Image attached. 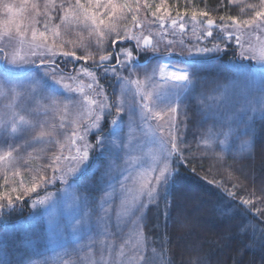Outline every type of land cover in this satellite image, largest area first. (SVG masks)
<instances>
[{"label":"snow or ice","instance_id":"snow-or-ice-1","mask_svg":"<svg viewBox=\"0 0 264 264\" xmlns=\"http://www.w3.org/2000/svg\"><path fill=\"white\" fill-rule=\"evenodd\" d=\"M228 4L239 6L240 15L214 18L167 0H0V218L25 197L37 211L70 209L74 239L53 253L63 264H172L167 241L150 243L144 227L150 206H170L177 194L180 167L190 154L189 124L211 121L196 145L223 164L229 156L242 161L251 155L256 123L264 122V0ZM188 24L196 44L168 39L182 37ZM212 37L234 40L240 62L235 76L207 91L200 76L205 65L196 57L224 51L220 43L199 45ZM176 54L183 57L179 65L172 61ZM69 64L77 67L66 71ZM103 78H115L111 93ZM105 124L111 126L107 133ZM145 137L153 152L141 150ZM94 154L104 158L103 166L83 179ZM216 183L235 199L236 184ZM98 185L102 196L96 200ZM240 203L253 201L242 197ZM181 226L193 227L187 219ZM0 264H10L6 253ZM193 264L207 261L197 256Z\"/></svg>","mask_w":264,"mask_h":264},{"label":"trees","instance_id":"trees-1","mask_svg":"<svg viewBox=\"0 0 264 264\" xmlns=\"http://www.w3.org/2000/svg\"><path fill=\"white\" fill-rule=\"evenodd\" d=\"M152 2L159 3L160 0ZM167 2L181 11L187 8L190 12L193 6L197 10L209 11L214 18L222 14L240 15L239 6L229 5L228 0H223L222 5L221 0ZM149 18L151 19L150 15ZM155 25L159 26L158 23L152 26ZM170 39L173 37L170 36ZM205 41L217 42L213 39ZM205 41H199V45ZM221 48L224 51L196 57L205 65L200 76L207 82V91H210L215 83H226L229 78L235 76L233 67L238 66L240 62L238 48L232 41ZM77 54L82 52L78 50ZM182 60L183 57L178 54L172 57L173 62L181 63ZM232 62H235L234 66ZM155 63L153 60L152 64ZM216 65L233 68V71H220ZM250 66L254 70L259 68L254 63ZM113 85L108 82L106 90H111ZM198 123L193 121L189 124L187 140L191 146L190 154L186 151L188 163L180 167V177L174 186L177 194L172 197L170 206L164 201H161L158 207L150 206L144 227L145 237L150 238V243L154 241L156 245H159L162 239L166 240L172 264H193L197 256L206 260L207 264H264V245L261 244L264 233V216L261 215L264 213V122L256 123L255 146L251 149V155L242 161H234L229 156L223 164L211 155H202L204 149L197 147ZM89 139L93 141L95 137L90 136ZM103 161L101 155L94 154L90 167L81 178L88 179L90 172L94 173L97 166L102 168ZM95 175L99 177V173ZM216 182H221L228 188L236 184L237 187L233 189L235 199L227 197L223 190L217 187ZM0 185H3L2 182ZM98 190L99 187L93 191V197ZM242 197L251 199L253 203L242 205ZM257 209H260V212H257ZM185 219L193 225L191 231L181 226ZM45 222L40 218V212L31 207L29 197H25L23 203L17 202L15 211L0 218V254L6 253L10 263L18 262L25 255L23 245L31 241L34 235H41ZM245 227L247 232L242 231ZM253 242L254 246L249 247Z\"/></svg>","mask_w":264,"mask_h":264},{"label":"rangeland","instance_id":"rangeland-1","mask_svg":"<svg viewBox=\"0 0 264 264\" xmlns=\"http://www.w3.org/2000/svg\"><path fill=\"white\" fill-rule=\"evenodd\" d=\"M2 2L19 4L20 0H2ZM249 2H258V0H249ZM4 18H5V14L3 13L2 9H0V20H3ZM186 19H187V17H186ZM167 27H169V25H166V28ZM191 27H192L191 24H188L187 25V32L182 37L180 35H178L177 37H173V39L176 40L177 43L179 42V40L183 39L185 41V43L188 44V46H191L192 44H196L197 43V42H195L196 37L193 36V34L191 32ZM151 28H152V31L155 32L156 30L159 29V26L155 25V27H154L151 25ZM145 34H147V31ZM197 35H199V33H197ZM214 37H216V31L215 30H214ZM214 37L207 38V39L208 40L213 39V41H217L215 43H220V46H222V47H226V45L229 42V41H220L218 39H214ZM168 39H170V36L168 37ZM262 39H264V35H262ZM203 40L205 41L206 39H203ZM234 42L235 41L233 40L232 41L233 45H235ZM253 42H255L254 38H253ZM164 43H166V41L162 42L161 47H163ZM200 46H207V47L211 48L213 46V43H210L209 41H205V43L200 45ZM238 51H239V49H238ZM178 52H179V48H177V53ZM215 53L216 52H211L208 54L210 55V54H215ZM142 58H141V60L145 61V59L144 58L142 59ZM89 63L91 64V61H89ZM141 63H143V62H141ZM173 63H176L178 65L180 64V62H173ZM232 65L234 66L233 62H232ZM255 66H259V65L255 64ZM76 67H77L76 65L69 64L66 71H71ZM236 67L237 66L233 67L234 70L236 69ZM230 68H232V67L230 66ZM251 68L253 71H256L253 69L252 66H251ZM84 79H85V83H87L88 82L87 78H84ZM100 82L104 86H106V84L108 82H109V84H110V82L112 84H114L113 87L116 85L115 78H103V79H101ZM113 87H111V90H108V89L106 90V88H105L106 92L111 93ZM114 98L115 97H113V99ZM153 123H155V121H153ZM210 124H211V121H209L207 124H201L200 122L198 123L197 128L199 130H198L197 138L203 134V132L209 127ZM109 127H111V126L106 125V124L104 125L105 133H107ZM125 131H127V129H125ZM137 135L139 136L140 134L137 133ZM243 139H247V137H244ZM93 142H94V140H93ZM140 148L144 153H150V152H153L155 150V145H153L149 141V139L145 137L141 140ZM23 175H24V178L27 179V173H24ZM19 179L20 178H17V180H19ZM0 182H2V184H3L2 177H0ZM7 187H10V186H7ZM98 187H99V190H98L97 194H95V196H94V198L96 200H99V198L102 196V191H101L102 185H99ZM1 190L2 191H0V192L3 193L5 191V187H2ZM13 194L15 195V193H13ZM35 210H37V209H35ZM39 212H40V218H42L44 221H46L45 227L43 228L41 235H38V236L34 235L32 237L33 239L31 241H29L28 243L26 242V244L23 245L24 249L26 250L25 255L22 256L18 262H14V263H10V264H24V261L29 259V258H32V259H35L38 261L43 260L44 258H48L49 264H63V260L60 257L54 256L53 253L58 252L62 245L66 244V243L70 244L73 241V239H74L73 234L71 233L70 227H68L72 223L73 213L68 208H64L62 211H54L51 213H46L42 207L39 209ZM66 227H68L67 234L64 233V229ZM2 255L3 254L1 253L0 256H2ZM68 259L74 260L75 256L68 257Z\"/></svg>","mask_w":264,"mask_h":264}]
</instances>
